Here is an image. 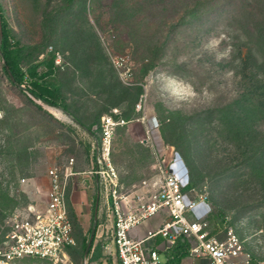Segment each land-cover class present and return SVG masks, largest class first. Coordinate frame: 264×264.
Here are the masks:
<instances>
[{
    "label": "rangeland",
    "instance_id": "rangeland-1",
    "mask_svg": "<svg viewBox=\"0 0 264 264\" xmlns=\"http://www.w3.org/2000/svg\"><path fill=\"white\" fill-rule=\"evenodd\" d=\"M0 6L24 70L51 51L60 54L48 80L67 107L11 81L0 53V247L15 212L44 204L48 166L74 156L77 171L91 168L106 114L130 120L117 126L111 149L125 189L144 179L155 188L156 154L141 140L144 123L136 119L157 116L155 148L164 155L169 145L175 169L209 195L212 223L229 216L254 264L264 261V0H0ZM115 55L130 59L132 78L114 66ZM88 188L93 213L96 186ZM69 206L76 244L57 260L13 264H102L105 257V264L118 263L102 251L113 239L106 207L85 231L70 200Z\"/></svg>",
    "mask_w": 264,
    "mask_h": 264
},
{
    "label": "built area",
    "instance_id": "built-area-1",
    "mask_svg": "<svg viewBox=\"0 0 264 264\" xmlns=\"http://www.w3.org/2000/svg\"><path fill=\"white\" fill-rule=\"evenodd\" d=\"M61 61L56 53V62ZM125 80L133 69L125 55L112 58ZM132 78V77H131ZM144 123L143 142L151 143L156 154L153 166L159 172L155 188L144 179L141 186L125 189L111 158L112 143L118 125L129 122L112 114L102 116V130L93 141V163L84 171L75 169V157L64 165L47 168L49 186L43 206L31 204L27 214L15 212L6 245L0 247V264H13L25 257L59 259L61 253L76 244L75 227L69 213V189L78 182V175L87 173L99 183L100 209H107L113 240L117 245V264H171L160 256V248L170 249L179 240L188 245L189 253L205 256L213 264H254L252 254L238 234L229 216L212 223L213 205L206 192L199 191L175 169L169 145L161 155L154 146L151 131L160 127L157 116L138 117ZM40 188V185H38ZM165 217L155 227L133 232L151 217ZM161 236V243L156 237ZM257 264H264L259 261Z\"/></svg>",
    "mask_w": 264,
    "mask_h": 264
},
{
    "label": "trees",
    "instance_id": "trees-1",
    "mask_svg": "<svg viewBox=\"0 0 264 264\" xmlns=\"http://www.w3.org/2000/svg\"><path fill=\"white\" fill-rule=\"evenodd\" d=\"M0 13L3 24V37L2 41L0 42V53L5 60L3 69L5 70L9 79L17 84H25L27 90L34 97L39 98L51 105L63 106L65 109H67L66 104L61 98L59 86L51 83L48 80V78L53 74L55 68L58 66V63L56 62V52L51 51L46 56H44L43 60L31 64L26 70H24L20 65L22 48L18 44V41H15L12 38L11 28L9 27V24L2 12L1 6ZM41 65H45L44 70H39ZM38 106L42 108L41 105ZM76 120L83 124L79 118H76ZM87 129L90 130V127H87ZM94 240L95 234L89 252L93 248ZM87 244L88 241L85 244V249ZM188 251V245H186L184 253Z\"/></svg>",
    "mask_w": 264,
    "mask_h": 264
},
{
    "label": "crops",
    "instance_id": "crops-1",
    "mask_svg": "<svg viewBox=\"0 0 264 264\" xmlns=\"http://www.w3.org/2000/svg\"><path fill=\"white\" fill-rule=\"evenodd\" d=\"M80 177V178H79ZM84 182V183H83ZM92 184L96 186V206L94 208V211L92 213L91 203L89 202L90 197V190L88 187H90ZM42 187V183H38ZM49 186L48 177L47 182L45 186V195L47 188ZM72 189H69V197H68V204L69 200L72 204L74 211L78 215L79 219L81 220V223L84 227V230H88L89 224L91 221L92 216L94 217L95 222V210L96 207L98 208V214H97V220L98 216L100 214V207H99V183L97 178H81V176H78V182L75 185H71ZM46 200V196H45ZM45 204V201H44ZM42 204L41 206H43ZM70 207V206H69ZM100 209V211H99ZM165 217L163 214H157L153 217H151L149 220L143 222L138 227L134 228L133 232L136 233L138 231H146L151 227L157 226V224L162 220V218ZM96 235V234H95ZM157 243H161L162 238L161 236L156 237ZM96 245V244H95ZM94 245V246H95ZM186 243L179 240L172 248L170 249H163L160 248V256L163 260L169 261L171 264H213L209 258L205 256H195L191 255L188 252L184 253ZM104 249L102 250L103 253H110L112 256H108L109 258H113L115 260V257H118L117 253V245L115 244L114 240H108L106 243L103 244ZM101 247V246H100ZM102 258V257H101ZM106 258V257H105ZM104 258V259H105ZM102 261V264H105L107 260ZM117 264V263H115Z\"/></svg>",
    "mask_w": 264,
    "mask_h": 264
},
{
    "label": "water",
    "instance_id": "water-1",
    "mask_svg": "<svg viewBox=\"0 0 264 264\" xmlns=\"http://www.w3.org/2000/svg\"><path fill=\"white\" fill-rule=\"evenodd\" d=\"M2 37H3V24H2V17H1V13H0V42L2 41ZM4 62H5V60H4ZM19 86L22 87L23 89L27 90V88L23 84H19ZM97 214H98V208L96 207V210H95V223L97 222ZM94 234H95V230L92 229L91 234H90V238L88 240V244H87L86 249H85L86 254H88L89 249H90V247L92 245Z\"/></svg>",
    "mask_w": 264,
    "mask_h": 264
},
{
    "label": "bare ground",
    "instance_id": "bare-ground-1",
    "mask_svg": "<svg viewBox=\"0 0 264 264\" xmlns=\"http://www.w3.org/2000/svg\"><path fill=\"white\" fill-rule=\"evenodd\" d=\"M59 111H57V113H58ZM59 115V114H58Z\"/></svg>",
    "mask_w": 264,
    "mask_h": 264
}]
</instances>
